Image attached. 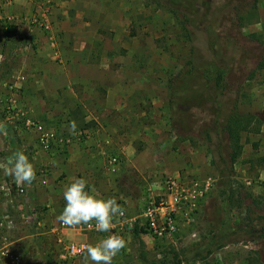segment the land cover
<instances>
[{
  "label": "rangeland",
  "instance_id": "rangeland-1",
  "mask_svg": "<svg viewBox=\"0 0 264 264\" xmlns=\"http://www.w3.org/2000/svg\"><path fill=\"white\" fill-rule=\"evenodd\" d=\"M192 2L197 6L186 10H180L170 0L147 2L153 13L152 28L140 44L143 47L144 40L147 45L150 40L152 54L136 60L143 65L140 77H146V81L138 80V86L143 90L145 103L149 102L151 107L153 103L160 104L157 109L149 108L147 114L161 110L167 114L166 123L160 133L145 131L144 136L137 137L133 142L136 154L129 164L123 155L118 156L124 162V169L122 167L112 176L118 182L119 190H112L113 194L106 198L115 197L131 217H137L148 197L161 192V182L166 177L213 178L217 182L201 202L193 230L182 233L181 238L172 242L160 241L144 233L135 240L133 230L91 232L82 230L84 225L77 227L75 230L87 235L88 239L72 241L94 245L111 234L125 239L126 247L113 258L112 264H158L163 259L166 264H178L177 253L215 240L222 246L214 248L207 260L196 264H264V36L258 37L253 27L254 14L259 7L255 5L256 0ZM12 12L19 13L17 10ZM27 12L28 8L24 16L34 13V9ZM186 14L189 22L185 20ZM36 26L45 27L43 22ZM132 30V34L141 32L144 35L141 26ZM17 37L20 38V33L16 25H11L7 32L0 30L2 72H9L19 56L17 50L13 57L10 56L11 50L22 47L12 45L11 40ZM145 65L151 68L145 69ZM187 71H195L198 76L180 79L179 75ZM205 71H213L216 76L219 72L223 74L224 93L217 87L220 95L215 91L214 82L202 77ZM196 81L206 86L200 88ZM152 86L157 94L153 93ZM166 88L168 94L164 97ZM234 112L247 125L246 132L240 135L241 157L235 164L231 160L232 140L222 127L215 128L213 124L216 119L225 124ZM4 115L7 120V114ZM154 123L151 121V128ZM15 124L20 127V123ZM211 128L218 133H212L210 139L206 132ZM6 138L3 128L0 129V149L3 150L0 162H5L11 156L10 150L15 148ZM15 144L20 149V137L16 132ZM141 151L143 154L139 157ZM200 163L205 167L198 166ZM194 170L197 173H187ZM5 184L12 189L6 196L0 191V214L9 211L15 219L10 237L12 248L23 257L20 264H45L37 243L53 264H83V257L65 261L60 258L59 246L51 235V230L56 227L52 224L54 219L49 208L29 204V185H18L1 169L0 186ZM22 188L28 192L18 195L17 190ZM26 210L34 213V228L27 224ZM227 224L233 225L235 234L221 239ZM65 232L57 230L61 238L70 240ZM192 233H196L195 238Z\"/></svg>",
  "mask_w": 264,
  "mask_h": 264
},
{
  "label": "crops",
  "instance_id": "crops-1",
  "mask_svg": "<svg viewBox=\"0 0 264 264\" xmlns=\"http://www.w3.org/2000/svg\"><path fill=\"white\" fill-rule=\"evenodd\" d=\"M147 2L56 0L50 17L43 22L44 29L32 26L29 16H24L27 8V13L33 8L30 4L20 2L10 9L20 13L18 32L25 44L8 70L11 73L2 72L4 63H0V114H7L5 107L11 105L17 114L31 115L56 134L52 148L45 150L37 132L2 116L3 122L19 134L20 151L36 170V180L29 185V192L25 190L31 194L29 204L49 208L53 225L59 224L57 216L66 203L63 190L71 177L86 179L89 191L94 188L104 198L111 196L112 190L119 188L109 172L110 158L123 155L129 164L136 154L133 142L137 137L144 136L145 131L160 133L166 123L167 114L161 110L147 114L149 108L157 109L160 104L151 107L145 103L138 86V80L146 81V77H140L143 65L136 60L152 54L150 40L148 45L147 40L143 47L140 44L152 28L153 13ZM256 4L259 9L253 27L262 38L264 0H256ZM140 26L144 35L132 34V28ZM153 93L157 94L154 87ZM167 94L166 88L164 97ZM71 121L76 122L75 135L69 131ZM151 121L155 122L152 128ZM79 133L84 134L80 139L76 137ZM65 235L70 240L88 239L72 229Z\"/></svg>",
  "mask_w": 264,
  "mask_h": 264
},
{
  "label": "built area",
  "instance_id": "built-area-1",
  "mask_svg": "<svg viewBox=\"0 0 264 264\" xmlns=\"http://www.w3.org/2000/svg\"><path fill=\"white\" fill-rule=\"evenodd\" d=\"M20 2L30 4L33 7L34 13L32 12L28 17L32 26L38 25L49 18L53 8L56 6V0H0V30L7 32L11 25H16L18 32L20 13L14 14L10 9L15 5H20ZM45 30H49L48 26H46ZM6 112L8 122H21L26 130H33L39 134V142L43 149L50 150L52 148L57 140L54 132L45 128L41 123L36 122L29 114H17L11 105L8 106ZM83 136V133H79L76 137L80 139ZM2 152L3 150L0 149V153ZM122 167L124 169V163L118 156L110 158L109 169L112 174H117ZM216 182L217 180L213 178L198 180L187 177H166L161 182V192L148 197L140 214L137 217H131L125 211L123 217L115 218L111 232H116V230L120 232L123 230L125 232L131 231L136 225H139L145 229L148 235L157 240L172 242L179 239L182 233L193 230L196 212L204 198L212 191ZM10 189L12 187H9L8 184L0 186L1 194L3 193L5 196L9 195ZM17 191V194L20 195V193L25 192V188ZM8 212L5 211L0 214V264H5L7 261L10 264H20L23 257L20 252L18 253L12 248L13 242L10 237V231L14 229L16 222L12 213L9 214ZM94 223L93 221V227L84 225L81 229L91 232L96 231ZM58 228L61 230H75L76 228H69L59 222L51 230V235H53L59 246L60 258L63 261L82 258L83 256L79 253L87 243L64 240L57 234ZM191 235L193 238L196 237V233Z\"/></svg>",
  "mask_w": 264,
  "mask_h": 264
},
{
  "label": "clouds",
  "instance_id": "clouds-1",
  "mask_svg": "<svg viewBox=\"0 0 264 264\" xmlns=\"http://www.w3.org/2000/svg\"><path fill=\"white\" fill-rule=\"evenodd\" d=\"M70 134H76V122L68 125ZM3 126L0 125V129ZM0 169L5 176L13 177L16 183L31 185L36 180V170L28 156L20 150L14 152L0 163ZM88 189V182L84 178L71 177L63 190L65 206L57 220L69 228L81 225L93 227L98 232H111L114 220L125 215L123 208L115 197L104 198L92 188ZM126 247L125 239L118 234H111L96 244H85L80 250L83 264H112L113 258Z\"/></svg>",
  "mask_w": 264,
  "mask_h": 264
},
{
  "label": "trees",
  "instance_id": "trees-1",
  "mask_svg": "<svg viewBox=\"0 0 264 264\" xmlns=\"http://www.w3.org/2000/svg\"><path fill=\"white\" fill-rule=\"evenodd\" d=\"M172 2V4L174 6H177L180 10H186V9H191V7L193 6H197L196 3L192 2V0H170ZM193 1H203V0H193ZM208 3V0H205ZM210 4V3H209ZM185 20L186 21H190L189 20V16L186 14L185 15ZM12 45L13 44H17V45H21L23 47L24 42L22 41L21 38H15L12 39ZM23 42V43H22ZM22 43V44H21ZM22 47H17L15 48V50H11L10 51V56L13 57L16 53V50L19 51L21 50ZM263 66V64H260V67ZM11 71V70H10ZM9 71V72H10ZM197 71V70H195ZM192 72V71H187V72H183L181 75H179L180 79H191L193 78L195 75L198 76L197 73ZM204 75H202V77L205 76V78L207 79L206 81H209L210 83L214 82L215 84V91H219L217 87H220L221 92L224 93V79H223V74L221 72H219L217 74V76L215 75V73H213V71L207 72L205 71V73H203ZM196 83L200 86V88L205 87L206 84H203L202 82L196 81ZM202 83V84H201ZM219 93V92H218ZM220 94V93H219ZM221 95V94H220ZM218 105V102H217ZM219 107L221 106L220 104L218 105ZM218 118L219 115L217 116ZM172 119L173 116H172ZM0 120L2 122V126H3V130L7 135V139L9 140V144H14L15 148L10 150V154L12 155L14 152H16L17 150H20L18 146H16L15 144V132H14V128L12 126H10L7 122H3L2 116H0ZM220 121V120H219ZM218 121V119L213 121L214 127L219 128L222 127V131L228 135L229 139L232 140L233 142V152L231 154V160L232 163L235 164V162L241 157V150H242V146L240 144V135L241 133L244 131L246 132V126L244 125L243 121L245 122V120L240 119L237 113H233L230 114V118H227L225 121V124H220ZM247 121V120H246ZM249 123V122H248ZM214 128H211V130H208V132H206V135L211 139V135L212 133H218L215 132L216 130H213ZM11 146V145H10ZM28 204V202H27ZM26 220H27V224L30 225V227H35V223H34V213H32V211L30 210H26V212L24 211ZM32 225V226H31ZM134 231V239L138 240L140 233H144L147 234L145 229H143L142 227H140L139 225H136L135 228L133 229ZM224 234L221 236V239L225 238L226 236L228 237L231 233L235 234L234 232V227L231 224H227L226 228L224 229ZM222 246V243H220V241H209V242H203L201 245L199 246H192L188 249H184L181 252L177 253V259H179L178 264H196L197 262H203L205 260H207L212 253L214 252L213 249L214 248H220ZM37 248L39 250V254L40 256H42L43 259H45V264H53V262L51 261V259L48 257V255L45 253V251L43 250V248L41 247V245H39V243H37ZM166 260L163 259L161 261L158 262V264H166Z\"/></svg>",
  "mask_w": 264,
  "mask_h": 264
}]
</instances>
